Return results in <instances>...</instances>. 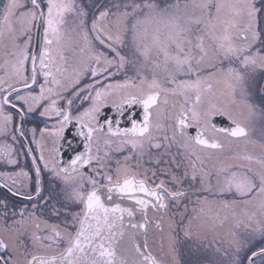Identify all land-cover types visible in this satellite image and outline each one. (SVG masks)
<instances>
[{
    "label": "snow or ice",
    "instance_id": "obj_1",
    "mask_svg": "<svg viewBox=\"0 0 264 264\" xmlns=\"http://www.w3.org/2000/svg\"><path fill=\"white\" fill-rule=\"evenodd\" d=\"M261 10L254 0H171L163 6L158 0H105L94 9L86 0H5L0 133L11 132L14 143L31 133L36 149L28 147L25 155L39 151V160L33 155L34 193L30 171L0 173L11 181L4 185L10 192L18 185L25 192L16 189V195L36 201L11 213L0 201V264H180L172 235L176 215L185 238L231 222L264 239V143L258 153L249 150L257 144L249 129L258 107L252 83L264 72ZM108 106L112 114L102 111ZM37 113L44 127L27 128ZM121 120L130 127H121ZM69 125L75 129L70 139ZM13 151L11 144L0 145V159L17 165ZM44 171L58 181L62 197L51 208V195L40 199ZM159 175L169 179L156 182ZM191 196L194 215L187 204L179 211ZM170 206L177 209L168 221L165 255L171 261L153 256L135 233L129 240L138 259L117 256L125 216L139 212L144 222L131 227L146 233L149 209L167 212ZM229 235L231 264H244L246 245L235 231ZM257 255L264 256V247L251 252L249 264Z\"/></svg>",
    "mask_w": 264,
    "mask_h": 264
},
{
    "label": "flooded vegetation",
    "instance_id": "obj_2",
    "mask_svg": "<svg viewBox=\"0 0 264 264\" xmlns=\"http://www.w3.org/2000/svg\"><path fill=\"white\" fill-rule=\"evenodd\" d=\"M86 3L94 9L96 4H104L105 0H95V3H93V0H86ZM254 3L258 9H262L257 14V28L258 30H264V3H262V0H254ZM0 6H1V0H0ZM2 7V6H1ZM35 31V30H34ZM41 33V39H42V28L40 29ZM36 39L34 35V40ZM5 60V57L2 53H0V64H3ZM4 70L0 69V76H3ZM118 79H123V76H119ZM90 81H85V83H88ZM252 102L257 105L256 109V115L252 118L249 129H250V139L253 141H256V147L253 149L251 145H249L250 151H255L256 153L259 152V144L264 143V116L261 115V111L264 110V72H257L255 74L253 83H252ZM88 104L85 103L84 107H87ZM108 114H112V109L110 106L105 109ZM102 110V111H105ZM136 116L139 119L140 118V109H135ZM22 118L17 116L16 121L19 122ZM29 123L26 124L27 128L37 127V129L44 127L45 120L41 117H39V114L37 113L35 116H31L28 118ZM47 123L51 124L54 123V121H47ZM217 123H227L226 121H221L219 118H217ZM121 127H130V124L126 120H121ZM74 127L72 125H69V127L65 131V135L70 139L74 132ZM39 131L36 133V139H39ZM47 145L46 147H51V138H46ZM20 141H23L25 144L24 148L20 147ZM11 144L14 151H13V157L17 160V165H9L7 163L6 159H0V173L2 172H15L19 171L21 168H23L26 171H30V175L33 177V180L30 181L31 185V191L34 193V177L35 172L32 170V157L33 155L36 156L37 160H39V151H34L30 155H25L27 152V148L31 147L32 149H36V145L32 143V135L31 133L28 134L27 138L20 137L18 141L15 143L11 140V132H9L7 135L0 133V145L3 144ZM241 146H243V141L239 142ZM178 150V146H173L171 148V154H175ZM164 149H161L160 152L162 153ZM131 152L130 147L126 148L123 152V155H128ZM152 153L154 155H159L156 150H152ZM47 150L45 151V156H47ZM65 158L67 157V153L64 154ZM115 158H122L120 156H114ZM169 156L164 157V159H169ZM149 158L146 155L144 157V160L147 161ZM145 167H153L155 165H151L148 163L144 164ZM40 167L43 169V164H40ZM158 168H163L165 165L161 163L158 166H155ZM181 170V174H182ZM159 179H169L168 176L159 175L156 178V182H159ZM5 183H7L9 186H11V181H5L3 177H0V201H4L8 204V211L11 213L14 210H19L23 207L31 208V204L35 203L36 201L33 200L31 203L28 202L23 195H16L15 191L16 189H19L21 193L25 192L24 189L19 188V186H16V189L13 190V192H10L8 190V187H5ZM185 188L188 187L187 184L184 185ZM42 188L44 190L43 196L40 198L41 200L44 199V197H47L51 195L52 200L48 202V208H51L52 206L56 205V202L58 200H61V195H59V186L58 181H56L50 173L47 171H44L42 173ZM196 199L195 196L189 197V199L183 201L180 205L179 211H183L185 204L188 205V214L194 215L192 213L193 204L189 201H194ZM13 205L15 206V209H13ZM58 206V205H57ZM76 209H73L75 211ZM4 211V208L2 205H0V213ZM44 211V217L45 219L48 218V210L45 209ZM177 212V209L170 206L169 210L167 212H164L163 214L158 213L157 211H153L152 209H149L148 211V221L150 222V225H152V228L150 229L149 233H153L154 229L156 228V236L158 235V232L160 231V228L154 227L152 222H155L157 220H165L173 218V214ZM39 215V212L37 213ZM221 216L224 215V213L221 211ZM188 216L184 217L185 223H187ZM180 217L179 215L175 216L174 224H175V232L174 235L176 237V246H178V256H180V264H231L232 254L234 252V248L231 245L232 237L229 235V229L235 231L236 236L235 238L237 240L242 241L246 246L241 248L240 256L244 260V264H249L247 257L251 255V252L258 251L259 248L264 247V239H262L259 235V233L256 234L254 238L248 236L249 230H246L243 226H241L239 229L234 228L233 224L231 222L226 223L223 227H218L216 229V232H209L205 236L203 233L200 235L193 234L191 238H185L183 235V231L181 229V226L179 225ZM148 234V233H147ZM153 241V246H155V240ZM220 248L221 251L217 252L216 248ZM227 251L228 255H223V252ZM251 264H264V256L257 255L251 262Z\"/></svg>",
    "mask_w": 264,
    "mask_h": 264
},
{
    "label": "water",
    "instance_id": "obj_3",
    "mask_svg": "<svg viewBox=\"0 0 264 264\" xmlns=\"http://www.w3.org/2000/svg\"><path fill=\"white\" fill-rule=\"evenodd\" d=\"M106 111V110H105ZM194 134V131H193ZM125 206H132L130 202L125 201ZM151 209V208H150ZM153 210V209H152ZM155 212V210H153ZM158 212V211H157ZM158 213L163 214V211H159ZM168 219L161 221V230L158 232V235L156 236V228L154 229L153 233H149L150 229L152 228V225H150V222L147 223V232L145 233L142 229H133L131 227L132 224H139L143 223V216L139 212H135L133 217H127L124 218V232L125 236L123 240H120L118 238L117 242V256H123L129 261H136L138 259L137 255L135 254L134 250L132 249V244L129 240V236H131L133 233H135L136 242L143 245L145 239L148 243V251L152 253L153 256H156L157 259H167L171 261L170 256H166L167 253V247H168V233H169V227H168ZM154 227H156L155 222H152ZM175 224L173 223L172 228V235L175 237ZM148 233V234H147ZM155 240V246H153V241ZM176 254L180 261V256H178V246H176ZM255 258V257H254ZM253 258V259H254Z\"/></svg>",
    "mask_w": 264,
    "mask_h": 264
},
{
    "label": "rangeland",
    "instance_id": "obj_4",
    "mask_svg": "<svg viewBox=\"0 0 264 264\" xmlns=\"http://www.w3.org/2000/svg\"><path fill=\"white\" fill-rule=\"evenodd\" d=\"M5 2V0H1V5H3V3ZM158 2L161 4V6L164 5V3L166 2H171V0H158ZM1 7V6H0Z\"/></svg>",
    "mask_w": 264,
    "mask_h": 264
},
{
    "label": "trees",
    "instance_id": "obj_5",
    "mask_svg": "<svg viewBox=\"0 0 264 264\" xmlns=\"http://www.w3.org/2000/svg\"><path fill=\"white\" fill-rule=\"evenodd\" d=\"M1 6H3V5H1Z\"/></svg>",
    "mask_w": 264,
    "mask_h": 264
}]
</instances>
